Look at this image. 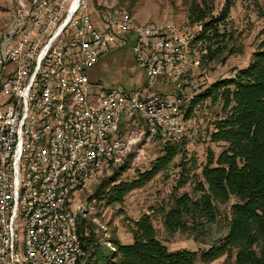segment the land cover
<instances>
[{
	"label": "built area",
	"instance_id": "obj_1",
	"mask_svg": "<svg viewBox=\"0 0 264 264\" xmlns=\"http://www.w3.org/2000/svg\"><path fill=\"white\" fill-rule=\"evenodd\" d=\"M11 2L0 33V264H103L78 230L95 224L116 252L103 202L81 193L127 163L150 169L161 147L188 137L190 110L214 82L193 50L196 36L173 21L142 25L123 7L94 10L88 0ZM116 49L131 50L145 72L141 90L106 91L92 80Z\"/></svg>",
	"mask_w": 264,
	"mask_h": 264
},
{
	"label": "trees",
	"instance_id": "obj_2",
	"mask_svg": "<svg viewBox=\"0 0 264 264\" xmlns=\"http://www.w3.org/2000/svg\"><path fill=\"white\" fill-rule=\"evenodd\" d=\"M234 4L227 0L217 13V0H192L189 4L191 32L182 27L180 30L183 36H196L192 47L200 55L203 70L244 53L238 46L241 33L229 20ZM200 27L202 32L197 34ZM163 89L175 92L178 87ZM209 99L221 103L222 110L208 133V160L200 174L194 172L193 163L189 167L194 159L188 158L187 137L181 143L161 147L159 158L134 181H120L117 174L97 190L95 197L103 202L98 206L103 220L106 206L122 212L130 193L144 188L163 172L174 175L175 187L169 199L130 222V244L117 237L119 229H115L113 264H212L222 258L223 264H264V36L248 66L234 70L229 78L217 81L199 95L190 116L197 105ZM176 160L179 164L172 167ZM190 183L192 190L188 191ZM158 223L163 226L166 241L180 234L200 247L171 251L160 239L163 231ZM78 230L82 234L88 231L83 247L90 258L103 261L106 248L97 226L81 221ZM214 230L219 235H213Z\"/></svg>",
	"mask_w": 264,
	"mask_h": 264
},
{
	"label": "rangeland",
	"instance_id": "obj_3",
	"mask_svg": "<svg viewBox=\"0 0 264 264\" xmlns=\"http://www.w3.org/2000/svg\"><path fill=\"white\" fill-rule=\"evenodd\" d=\"M192 0H88L90 7L94 10L104 6H116L127 9L134 17L135 21L142 25L163 23L166 21L175 22L184 31L190 27L187 22L189 4ZM227 0H217L216 13L225 6ZM234 7L231 10L229 20L234 24V29L240 32L238 46L244 48L242 55L230 57L225 64H213L206 67L205 74L207 78L212 79L214 83L227 79L232 72L237 69H243L248 66L252 60V53L257 49L259 42L264 36V0H233ZM11 0H0V33L4 32L11 22L10 10L14 8ZM187 28V30H186ZM96 74L92 75L94 82L100 83L108 91L113 85H121L127 91L141 90L145 85V72L136 64L134 56L129 49H116L104 55L98 63ZM221 103H213L210 99L197 106L195 113L196 122L190 125L191 131L188 135L187 152L189 160H193L189 167L194 165V172L200 174L201 166L208 160L209 131L214 129V123L218 120V115L222 110ZM127 126H132L133 122L125 121ZM216 151V150H215ZM218 152V151H216ZM179 164L175 161L172 165ZM124 168V169H123ZM142 169V166L133 163L116 167L111 172H106L94 181H92L86 190L81 193L82 198H96L97 190L100 186L110 180V178L119 174L120 181L132 182L138 176V173L148 171ZM174 175L168 176L167 172L159 174L151 183L140 190L130 193L120 210L106 206L103 211L104 218L100 220L107 226L108 234L112 240L115 229H119L117 237L123 241L130 238L128 226L131 221H137L142 214L151 212V208L162 204L169 199L174 189ZM190 185L186 186L188 191L192 190ZM175 187V186H174ZM119 209V208H118ZM160 231L163 226L158 223ZM213 235H219L218 230L212 232ZM161 240L171 251L181 249H197L199 244L189 237L177 234L173 239L166 241V234L161 232ZM105 247V246H104ZM106 248V247H105ZM114 254L106 248L103 264H112ZM225 258H222L212 264H223Z\"/></svg>",
	"mask_w": 264,
	"mask_h": 264
},
{
	"label": "crops",
	"instance_id": "obj_4",
	"mask_svg": "<svg viewBox=\"0 0 264 264\" xmlns=\"http://www.w3.org/2000/svg\"><path fill=\"white\" fill-rule=\"evenodd\" d=\"M98 68V65L96 66V68L95 69H93V71H92V75H94V74H96V69ZM123 242H125L126 244H130L131 243V239L130 238H127V240H125V241H123Z\"/></svg>",
	"mask_w": 264,
	"mask_h": 264
}]
</instances>
